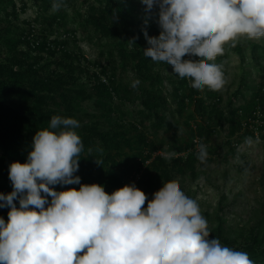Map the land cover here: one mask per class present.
<instances>
[{
	"label": "trees",
	"instance_id": "1",
	"mask_svg": "<svg viewBox=\"0 0 264 264\" xmlns=\"http://www.w3.org/2000/svg\"><path fill=\"white\" fill-rule=\"evenodd\" d=\"M30 1L35 16L21 18L25 0H0V193L13 191L10 164L26 162L36 131L47 128L53 116L79 121L75 131L81 137L83 150L74 175L80 177L81 184H100L111 194L137 174L133 183L149 200L161 184L174 181L186 171L195 174L196 164L201 163L198 151L192 148L195 142L204 144L218 127L224 128L225 141L233 155L240 138L252 133L248 119L264 118V67L252 88L245 70H241L221 105L218 91L205 88L201 94L187 78L176 75L171 65L146 57L144 32L158 36L160 28L155 10L147 15L140 0H81L86 10L72 5L70 22L77 21L76 26L66 24L65 6L72 4L71 0H63L64 6L58 11L52 9L54 0ZM76 31L96 46L93 60L77 46ZM239 40L234 47L226 44L224 54L214 62L226 63L227 49L242 59ZM70 42L73 47H67ZM247 43L256 64L264 62L258 58V54L264 55V41ZM158 64L168 70L162 72ZM163 78L170 83L167 91L163 90ZM137 79L140 84L134 89L131 85ZM168 97L175 101L177 118L185 113L182 121L167 115ZM239 97L242 101L237 103ZM135 100L138 106L131 112L127 103ZM196 116L202 121L194 119ZM170 128L173 130L169 138L157 144L156 134ZM182 131H186L188 139H179ZM261 144L264 147V141ZM159 147L163 152L174 151L175 158L165 160L163 152L157 151ZM212 154L206 162L213 159ZM52 187L59 192L78 190L80 185ZM14 203L19 208V201ZM223 206L220 203L215 210L216 222L208 227V239L218 238L222 245L248 253L255 264H264V204L260 218L236 234H231L225 224ZM9 210L0 208V218L5 223Z\"/></svg>",
	"mask_w": 264,
	"mask_h": 264
},
{
	"label": "clouds",
	"instance_id": "2",
	"mask_svg": "<svg viewBox=\"0 0 264 264\" xmlns=\"http://www.w3.org/2000/svg\"><path fill=\"white\" fill-rule=\"evenodd\" d=\"M140 2L147 15L155 10L160 28L158 36L144 32V55L171 65L199 91L225 86L223 66L214 61L226 44L264 38V0ZM63 6L54 0L52 9ZM79 127L74 118L53 116L36 131L26 162L10 164L13 191L0 193V208L10 209L7 223L0 218V264H255L248 253L208 239L197 201L176 181L163 183L151 200L135 183L111 194L100 184H81L74 175L83 150ZM197 147V159L206 162L207 146ZM162 156L171 161L176 153ZM57 184L80 187L57 192Z\"/></svg>",
	"mask_w": 264,
	"mask_h": 264
},
{
	"label": "rangeland",
	"instance_id": "3",
	"mask_svg": "<svg viewBox=\"0 0 264 264\" xmlns=\"http://www.w3.org/2000/svg\"><path fill=\"white\" fill-rule=\"evenodd\" d=\"M17 2V0H15ZM26 1V8L24 12L19 14V17H33L35 16L34 5L30 0ZM72 4L66 5V24L69 26H76L77 21L71 23L70 17L72 15V5H75L81 10H86V5L81 0H71ZM19 2V1H18ZM66 25V26H67ZM65 26V25H64ZM62 29V28H61ZM60 29V30H61ZM77 36L76 44L79 46L83 54L93 60L96 55V46L87 40H84L76 31ZM238 39L241 47L243 58H239V55L231 50H228L227 62L223 63L224 78L226 84L222 90L218 91L222 97L221 105L225 104V98L232 88L236 85L239 72L245 70L246 79L249 82L250 87L256 84L258 81V73L264 67V62L260 60L259 64H256V57H250L249 41L261 42L264 38L250 39L246 36H241ZM237 39V40H238ZM248 40V41H247ZM247 41V42H245ZM67 47H73V43L70 42ZM259 55V59H264V55ZM94 65L91 66L93 68ZM159 69L163 72L168 70L167 66H160ZM130 76V75H129ZM127 78V76L125 75ZM170 83L167 79L163 78L162 86L163 90L167 91ZM249 87V88H250ZM205 91V89H204ZM201 91V94L204 93ZM246 95L249 91L244 89ZM169 110H167L168 116L177 118V111L174 109L175 101L168 97ZM237 103L242 101V98H236ZM127 106L131 109V112L138 106L137 101L128 102ZM184 114L179 118L183 120ZM194 119L202 121L201 117L196 116ZM192 122L194 120L192 119ZM193 124V123H192ZM182 127H185L182 123ZM243 127L239 132H242ZM173 128H170L166 132L159 131L154 137V141L157 144L165 142L169 137ZM226 130L218 127L213 136L208 141H205V145L208 148L213 149V159L206 163H197L196 172L191 175L188 171L185 174H181L174 178L181 190L190 198L197 201L202 216L207 220L208 227L215 224V210L218 205L222 203L223 211L222 217L225 224L229 228L231 234H236L241 228H246L249 224L260 218V208L264 204V147L259 140H256L252 135H244L240 138V141L234 148V154H230L229 144L225 141ZM150 136V134H149ZM179 139L186 140V131H182L179 135ZM195 142L192 148L198 151L197 144ZM157 151L163 152V149L159 147ZM137 174L130 181L129 184L136 180ZM158 183V182H157ZM157 185V184H156ZM162 186V184H161ZM82 254V253H81Z\"/></svg>",
	"mask_w": 264,
	"mask_h": 264
},
{
	"label": "built area",
	"instance_id": "4",
	"mask_svg": "<svg viewBox=\"0 0 264 264\" xmlns=\"http://www.w3.org/2000/svg\"><path fill=\"white\" fill-rule=\"evenodd\" d=\"M248 128L251 130V135L254 136L256 140L260 142L264 141V118L251 116L248 119Z\"/></svg>",
	"mask_w": 264,
	"mask_h": 264
}]
</instances>
